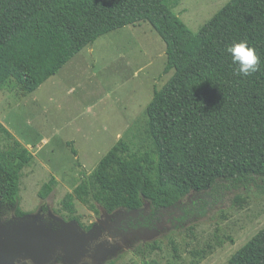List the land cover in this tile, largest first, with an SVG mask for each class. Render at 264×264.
<instances>
[{
	"label": "trees",
	"instance_id": "16d2710c",
	"mask_svg": "<svg viewBox=\"0 0 264 264\" xmlns=\"http://www.w3.org/2000/svg\"><path fill=\"white\" fill-rule=\"evenodd\" d=\"M179 1L0 0V90L15 84L35 91L83 48L130 24L149 22L166 43V71L173 75L155 89L146 109L153 149L131 152L120 140L84 173L62 200L81 226L76 201L108 213L148 205L156 213L221 181L264 193V0H229L197 32L175 11ZM241 39L261 59L260 69L247 77L237 74L239 65L227 51ZM33 159L0 123V202L16 217L29 214L20 191ZM56 182H46L40 197H48ZM229 264H264V228Z\"/></svg>",
	"mask_w": 264,
	"mask_h": 264
},
{
	"label": "rangeland",
	"instance_id": "374dc122",
	"mask_svg": "<svg viewBox=\"0 0 264 264\" xmlns=\"http://www.w3.org/2000/svg\"><path fill=\"white\" fill-rule=\"evenodd\" d=\"M228 1L180 0L175 11L197 32ZM166 65L165 41L141 21L102 35L33 92L15 84L1 89L0 123L34 154L21 179V207L70 221L63 198L115 144L124 140L136 153L152 150L146 109L155 89L173 75ZM52 178L55 189L41 198L42 186ZM76 204L75 216L84 226L109 216L100 205ZM12 216L0 202V218ZM157 222L130 235L102 264L112 259L116 264H229L264 228V193L257 186L221 181L212 190L192 192ZM56 263H64L61 255Z\"/></svg>",
	"mask_w": 264,
	"mask_h": 264
},
{
	"label": "water",
	"instance_id": "95a60500",
	"mask_svg": "<svg viewBox=\"0 0 264 264\" xmlns=\"http://www.w3.org/2000/svg\"><path fill=\"white\" fill-rule=\"evenodd\" d=\"M97 225L85 231L76 220L30 213L0 218V264H23L24 257L31 258L29 264H54L60 255L65 264H82ZM120 249L121 245L108 249L98 264Z\"/></svg>",
	"mask_w": 264,
	"mask_h": 264
},
{
	"label": "flooded vegetation",
	"instance_id": "af4514ba",
	"mask_svg": "<svg viewBox=\"0 0 264 264\" xmlns=\"http://www.w3.org/2000/svg\"><path fill=\"white\" fill-rule=\"evenodd\" d=\"M170 208L172 207L163 208L155 213L151 206L148 205L140 209H123V211L119 209L112 213L107 212L109 216L102 218L94 231L90 250L84 263H98V260L108 249L121 245L134 234H140L143 230L153 227L159 220V216L161 217L163 212ZM95 223L89 226L82 225L81 227L85 231H89Z\"/></svg>",
	"mask_w": 264,
	"mask_h": 264
},
{
	"label": "clouds",
	"instance_id": "9594fccd",
	"mask_svg": "<svg viewBox=\"0 0 264 264\" xmlns=\"http://www.w3.org/2000/svg\"><path fill=\"white\" fill-rule=\"evenodd\" d=\"M227 51L231 54L233 63L239 65L238 75L244 77L256 73L261 67V59L256 49L247 40L233 41L228 45ZM23 264H29L31 258H21Z\"/></svg>",
	"mask_w": 264,
	"mask_h": 264
}]
</instances>
